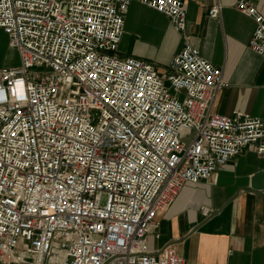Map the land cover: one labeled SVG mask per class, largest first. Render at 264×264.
Returning <instances> with one entry per match:
<instances>
[{
  "label": "built area",
  "instance_id": "built-area-1",
  "mask_svg": "<svg viewBox=\"0 0 264 264\" xmlns=\"http://www.w3.org/2000/svg\"><path fill=\"white\" fill-rule=\"evenodd\" d=\"M132 1L185 30L182 0H0L19 56L0 66V264H190L149 249L158 212L242 148L264 158V118L212 111L227 83L186 37L165 76L118 55ZM256 3L235 8L264 57Z\"/></svg>",
  "mask_w": 264,
  "mask_h": 264
},
{
  "label": "crops",
  "instance_id": "crops-1",
  "mask_svg": "<svg viewBox=\"0 0 264 264\" xmlns=\"http://www.w3.org/2000/svg\"><path fill=\"white\" fill-rule=\"evenodd\" d=\"M182 1L183 32L174 29L166 15L132 1L118 55L149 60L165 76L186 37L222 70L227 83L218 90L212 111L264 118V57L248 46L253 20L235 8L237 0ZM217 4L219 13L212 17L209 9ZM256 5L264 16V0ZM17 54L0 28V66L15 65ZM258 171H264V158L244 147L210 179L184 184L171 204L158 212V226L147 237L149 249L170 246L190 264H264V190L251 186Z\"/></svg>",
  "mask_w": 264,
  "mask_h": 264
},
{
  "label": "water",
  "instance_id": "water-1",
  "mask_svg": "<svg viewBox=\"0 0 264 264\" xmlns=\"http://www.w3.org/2000/svg\"><path fill=\"white\" fill-rule=\"evenodd\" d=\"M252 188L264 190V171L256 172L251 179Z\"/></svg>",
  "mask_w": 264,
  "mask_h": 264
},
{
  "label": "rangeland",
  "instance_id": "rangeland-1",
  "mask_svg": "<svg viewBox=\"0 0 264 264\" xmlns=\"http://www.w3.org/2000/svg\"><path fill=\"white\" fill-rule=\"evenodd\" d=\"M18 62H19V56L17 54V61H16L15 65L18 64Z\"/></svg>",
  "mask_w": 264,
  "mask_h": 264
}]
</instances>
